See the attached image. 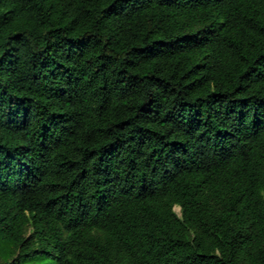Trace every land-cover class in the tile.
<instances>
[{
	"label": "trees",
	"instance_id": "1",
	"mask_svg": "<svg viewBox=\"0 0 264 264\" xmlns=\"http://www.w3.org/2000/svg\"><path fill=\"white\" fill-rule=\"evenodd\" d=\"M0 243L264 264V0H0Z\"/></svg>",
	"mask_w": 264,
	"mask_h": 264
},
{
	"label": "rangeland",
	"instance_id": "2",
	"mask_svg": "<svg viewBox=\"0 0 264 264\" xmlns=\"http://www.w3.org/2000/svg\"><path fill=\"white\" fill-rule=\"evenodd\" d=\"M175 212L178 214V216H181L180 207L176 206ZM5 250H7L6 246L4 244L0 243V263L4 262L6 260H11L12 257L14 256V254H12V256L8 257L9 259H5V258H7L4 255Z\"/></svg>",
	"mask_w": 264,
	"mask_h": 264
}]
</instances>
